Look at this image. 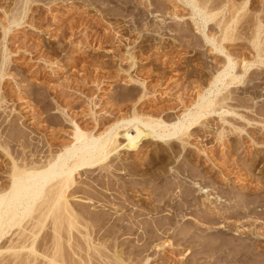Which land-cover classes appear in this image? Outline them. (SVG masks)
Segmentation results:
<instances>
[{
	"label": "rangeland",
	"instance_id": "374dc122",
	"mask_svg": "<svg viewBox=\"0 0 264 264\" xmlns=\"http://www.w3.org/2000/svg\"><path fill=\"white\" fill-rule=\"evenodd\" d=\"M144 1L131 0L132 8L129 6L130 10L128 7L125 9L126 6L124 8L123 5H121L122 7L117 6L112 0H46L34 4L24 21L23 27L12 33L15 40L10 42L13 51L10 56V60H12L10 61L11 64L8 65L10 67L6 70V73L8 72L6 79L2 83L0 82L1 94L6 92L11 98L4 103L5 105L3 104L6 108L4 107L3 110L0 108V112L6 115L11 114L10 121L14 119V114H22L25 119V126L28 128L24 127V129L29 131L34 128L37 130L36 127L38 126L37 131L46 129L42 134L48 137L44 136L48 142L51 139L50 143L53 144L73 143L74 127L77 125L82 130L95 129L94 124H92L95 121L91 120L92 117L90 119V117L82 116L84 111L86 113L90 107L95 106L93 100L95 104L99 105H97L98 109L97 106L94 107L99 112L103 109L101 112L105 114L110 109L116 115H114L115 120L112 124H107L101 129L98 128L95 132L96 135L103 134L106 129L117 123L116 121L122 119L124 115L131 116L133 107H137L139 111H144L147 114H153V111L158 113L163 109L166 111L165 114L167 111L168 113L175 112L173 113L175 116L173 114V117L171 116L174 122L176 115H178L177 117L183 115L188 108L187 106H193V102L198 99L200 92L203 91L204 86H201V78L199 77L204 75L205 63L208 62V68L217 64L221 65L225 55L219 54L218 56L211 51V47H203L200 49L203 52L194 54L190 50L180 49L178 46L173 47L172 44L170 45L172 47L166 48V46H162L158 30L154 31L153 28V30L151 28L148 30V27L130 29L124 23L135 18L141 20V15L139 16L138 12L144 8L141 6ZM12 3L13 0H1L0 20L4 18L5 10L3 9L9 10L13 6ZM115 13L117 14L115 15ZM185 13L187 12L185 11ZM146 14H142L141 22L144 19L149 20V16L147 14V19ZM241 32H244L243 34L251 33L249 29ZM240 42L249 45L245 40ZM79 43L84 48L81 51L77 47L74 48ZM80 44L78 46L82 47ZM227 47L229 53L231 52L235 57L238 55L240 57V55H244L242 53H245L249 59L254 58V54L250 50L242 49L233 44H227ZM168 49L173 53H166L165 51ZM130 52L134 53L136 62L139 63V66L137 64L135 67L136 69H129L131 66V61L128 59ZM68 58L72 60L73 66L67 67L69 66L66 61ZM46 60L49 66L53 62L63 61L59 64H53L56 67L55 69L50 67L52 72L46 68L49 67L46 65ZM238 61L240 62V60ZM165 62L168 63L165 64ZM60 65L62 69H60ZM167 66L169 67L167 68ZM170 67L175 70L173 71ZM239 70L236 72L241 71ZM56 71H59V74H55ZM97 76L98 78H96ZM131 76L140 79L151 89V92L155 91L154 96L156 97L152 94L149 95L150 97L153 96L154 101L150 102L152 104L145 101V103L142 101L138 104L139 92L137 89L139 88L130 82ZM248 76H251L252 80L264 77V66L252 68ZM81 78L83 80L91 79L88 80L89 82H83ZM77 80H81L83 83L81 81L77 83ZM100 81L105 82V84L102 85L103 82L100 83ZM91 82L99 85H92ZM74 84L76 85L74 86ZM69 85L74 87L73 92H71L73 88H68ZM235 87H230V90L233 91L230 95L237 100L236 102H240L245 95L239 87ZM75 91L80 92L79 94L82 93V95L75 93ZM225 93H227L226 90H223V94ZM182 95H185L186 98L183 101L181 100ZM78 96L82 98H78ZM94 96L98 101L93 99ZM89 98L91 99L90 102ZM25 99H29L30 104L25 103ZM74 99L76 103L78 102L77 104L73 102ZM39 100L42 102L39 103ZM49 100L60 102L59 106L62 108L63 105V110L66 108L70 114L68 115L67 112H63V115L67 114L65 116L60 114L64 118L73 115L74 112L76 114L80 112V118H74L76 114L73 115V120L76 122L73 121V125L75 126L71 124L72 122L63 124L60 121L61 123H59L58 118L54 117L59 116L60 118L58 113L62 112L58 108L57 110L54 108H52L54 110H48L46 106L51 104ZM47 101L50 104H47ZM87 101L90 103L89 105L86 103ZM51 102L54 103L55 101ZM58 103L54 104L58 106ZM184 103L187 106H184ZM42 105L46 107V112H44L46 109L42 110ZM64 105H67L68 108ZM260 105H264V99H261ZM78 106L79 108H77ZM32 108H36L35 111H31ZM33 112H36L33 114L35 116H31ZM38 114L42 115L43 118ZM253 115L252 113L251 116ZM44 117H47L50 123ZM233 117L232 115L212 114L201 125H198L196 130L192 131L189 138H184L187 143H182V141L154 142L140 127L133 128L131 131L120 132L119 136L122 143L109 152L107 161L103 163L104 166L108 167V170L116 173L110 174L98 166L94 168L95 170H85L80 176L78 175L80 181L78 186L85 187L83 188L85 191L80 187V192L82 190L88 192L92 184L94 187L101 185V187L109 186L112 189H119L123 186L120 190H127L125 193L128 197L123 198L122 201L130 205L119 204H122L121 207L124 206L125 210L127 209L128 214L122 208L120 210L122 209L127 216L131 214L128 217H134L133 219L138 220V217L139 219L145 217L149 222H164L166 225L164 234L157 233L156 228L154 230L151 228L153 230L151 235H145L143 228L139 226L140 230L135 228L133 229L134 234H132L133 232H130L132 230L128 232L122 227L123 230L121 228L117 230L116 234L118 235L119 232L121 237L118 235L116 241L113 238H107V236H104V239L101 238L102 241L100 239V233H102L100 224L102 225L103 222L99 220L96 223L97 220L92 216L93 222V219L87 214L92 213V208H89L91 205L89 206L87 202L88 199H91L96 193L100 196L99 188L97 190L95 187V191L91 188L94 192L91 195H89L91 190L86 192L87 197L84 196V200L77 198V203L76 199H71L72 204L77 205V211L80 209L78 206L87 207H82L80 209L82 212H80L86 214L85 219L82 218L81 222L84 220L82 223L92 224L90 230L93 234L89 235L90 238L85 239L77 231L74 232L73 239L69 238L70 236L65 229L61 230L62 234L60 233L58 237L53 230L52 212L48 211L45 214L38 212L33 215L32 219L29 220L28 218L22 227H18L19 230L16 228L11 232L12 234L0 241V264H52L53 260L54 264L57 263V260L59 264L61 262L65 264L66 261V264H104V260L99 256L101 252L108 257L111 256V259L113 255L118 256L120 252H123L124 255L127 254L124 257L120 256L123 259L128 255L135 258L128 259L129 262L126 261L125 264H135L134 262L137 264L138 262L135 260L138 256L133 254L145 238V240L148 239L149 248L147 249L149 250H147L148 253L146 252L141 256L145 258L143 261H147L144 264H264V124L248 126L245 122L238 121L237 118L234 119ZM33 119H37L38 122ZM71 134L73 136H70ZM0 154L3 155V152ZM2 155H0V188H5V186H9L8 183L10 182L7 170L9 161ZM102 177L106 180H101ZM88 183H91V186ZM87 184L90 188L88 186L86 190ZM123 191L122 193H124ZM84 192L82 193L84 194ZM111 193L114 196L116 192ZM89 196L90 198H88ZM95 197H93L95 200L100 198ZM99 206L97 209H109L104 205ZM88 209L90 212H87ZM109 211L113 212L114 209L111 208ZM122 211H119L118 214L115 213L114 217L116 215L120 218H122L121 215L123 218L126 217ZM120 213L122 214L120 215ZM122 219L119 224H122L121 226L126 225L127 222ZM129 224L131 225V223ZM21 229L26 231L22 232ZM142 234L145 235L144 238ZM105 237L109 240H106ZM88 240L91 241V246L98 248L99 252L101 250L96 256L92 252L94 250L88 248L90 245ZM78 247L80 248L78 249ZM86 250L90 254H86ZM117 251L119 252L118 255ZM79 256L81 258L86 257L87 263L79 260Z\"/></svg>",
	"mask_w": 264,
	"mask_h": 264
},
{
	"label": "bare ground",
	"instance_id": "6f19581e",
	"mask_svg": "<svg viewBox=\"0 0 264 264\" xmlns=\"http://www.w3.org/2000/svg\"><path fill=\"white\" fill-rule=\"evenodd\" d=\"M3 1H5V0H3ZM6 1H9V0H6ZM45 1L46 0H13V3H12L13 6H11V8L9 7L10 8L9 10L3 9V7H2V9L5 10V12L3 13V15H4V18H2L3 20H0V82L1 83L6 79V77L8 75V72L6 73V70H8V68L10 67L8 65L11 64L10 61L12 60V59L10 60L11 52L13 54V51L11 50V47H10V45H11L10 42L15 41L14 37H13L14 34H12V33H14L13 31L17 30L18 28L20 29L21 27H23V25L25 23L24 21L28 17L29 11H31V7L34 4H38L40 2H45ZM112 1L113 2L115 1L114 3H116L117 6H121V5H123V7L126 6V8L124 7L125 9H127V7L129 9V6L131 7V5H130L131 0H112ZM0 2H1V0H0ZM4 3H7V2H4ZM139 4L141 5V3H139ZM141 6H144V8L142 9V10H144L143 12L141 10ZM141 6H140L141 11L138 10L139 16L141 15L140 16L141 20H142V16L145 13L148 14L149 20L146 21L144 19L141 22V20L139 21L135 17H134L135 18L134 20H131V18H130L131 21H129V22L127 21L126 23H124L125 25H128V27H130V29H133V28L134 29L135 28H141L142 29L143 27H148V30L150 28L151 29L153 28L154 31L158 30V34L160 35V40L163 44L162 46H164V47L166 46V48L167 47L169 48V47H172V46H170L172 44L173 47L178 46L180 49L190 50V51H192V54L198 53V52H203L202 50H200L203 47L204 48L205 47H211V51L215 52V54H217L218 56H219V54L225 55L223 63L221 65L217 64V65H214V67L210 66V68H208L207 67L208 62H206V63L204 62L206 65V66L204 65V68H203L204 69V75L199 77V78H201V86H204L203 91L200 92V90H199V92H200L199 97H198V99H196V101H194L195 103L193 102V106L190 107L184 103L185 104L184 106H187L188 108L185 107L186 110L183 113V115H180L179 117H177L178 115H176V119L174 122L172 121L171 116L173 117V115H174L173 113H175V112L168 113V111H167V113L165 114L166 111H163L164 110L163 109V110H160V112H158V113H157V111L156 112L153 111V114H149V113L147 114L144 111L143 112H141V110L139 111L137 107H133V110L130 114L131 116H125L124 115L122 117V119L120 118L116 121L117 123L113 124L109 129H106L103 134L96 135L95 132L98 128L101 129V127L106 126L107 124H110V123L112 124L113 120H115V118H114L115 114H113L114 112H111L110 109H109V112H107V110H106L107 113H105V114H103V112H101L103 110L102 108H101L102 110L99 112L97 110L99 105L95 104V102L93 100L92 101L93 105H95V106L98 105L97 109H95L96 108L95 106H93V108L90 107L91 110L86 109L87 112L84 113L85 112L84 111L83 112L84 114L82 113V116H84V117L86 116V118L90 117V119L92 117L91 120L95 121L94 123H92V124H94L95 129L93 130L91 128L92 130H87V129H90V128H87L86 130H84V129L82 130L80 127H78L77 124H76L77 126L73 125V121H74L73 119L75 117L78 118L80 115V112L78 114H76L74 112L73 115L76 114L74 116V118H73V115L66 116L64 118L63 116L68 114L66 108L64 109L66 111H64L62 109V108H64L63 105H62V108H61V106H59L60 102L58 103L56 100H51V101H55L54 103H58V106H57V104L55 105L54 103H52L49 100L51 104L49 103V101H47L46 103L47 104L49 103L50 105L46 106L47 104L46 105L44 104L48 110H54V109L57 110V108H58V110L62 112V113L59 112L58 115H60V114L63 115L64 113L67 112V114H65L63 116L60 115L61 116L60 118H59V116L54 117V118H58L59 123H61L60 121H62L63 124L65 122H68V123L72 122L71 124L73 126H75L74 127L75 128L74 136L72 134L70 135V136H73L72 137L73 143H71V144H65V143L53 144V143H50L51 139H49L50 141L48 142V140L46 139L48 137H46L44 134H42L43 131L46 129L37 131L39 129L38 124H37L38 127H36L34 125L36 127V129L38 128L37 130H34V128L33 129L29 128L30 130L27 131L26 130L27 127L25 126V124H26L25 119L23 118L22 114H20V115L14 114V119L10 121L9 118L11 117V114L6 115L5 113L0 112V131L2 133V134L0 133V135H1V137H0V150L3 152V155L2 154H0V155L4 156L5 158H8L9 167L7 168V170L9 172V178H10L9 179L10 182L8 183L9 186L7 185L8 187L5 186V188H0V241L2 239H4L6 236H9V234H12L11 232L14 231L16 228L18 229V227H22L23 223L25 224V221L28 218H29V220L32 219V217H34L33 215H35V213H38V212L43 213L44 212V214H45V213H48V211L52 212V215H53L52 220H54V222H53L54 223V229L53 230H54L55 234L58 235V237L61 233V230L65 229L66 232L68 233V235L70 236L69 238H72V236L75 235V233H74L75 231H77L78 234L82 235L85 239L90 238V236L93 234V233H91V230H90L92 228L91 227L92 224L89 225L90 223L87 224L88 222L85 224L82 223L84 220L81 222L82 218L85 219L86 214L81 213L82 211L80 209L82 207L83 208H87V207L86 206L84 207L83 205H82V207L78 206L80 209L77 211V209H76L77 205L74 206L71 202V199H74V200L76 199V202H77V198H83L84 196L87 197L86 195L90 190H91V192H89L90 193L89 195L94 193L91 188H93V190L95 191V187H97V190L99 188L100 196L97 195L98 193H96L95 195H97V197H95V195H93V197H95V198L100 197V198H98L99 200H97V199L95 200L93 197H92L93 199L92 198L88 199V198H90V196L87 198L88 201L87 200L86 201L88 202L89 206L91 205L89 208H92V211H91L92 213L91 214L87 213V214L91 218H92V216H94L95 219L97 220L96 223H98L99 220H101L103 222L102 225L99 223L101 226V231H102V233H100L101 236L98 234L100 236V239L101 238L104 239V236H107V238H109V239L113 238L114 241H116L118 235L120 236L119 232H118V235L116 234L117 230H119L120 228L122 230L124 228L128 232L130 230H132L130 232H133L134 231L133 229L137 228L140 230L139 227H142L143 228L142 230L145 233V235H149V234L151 235L152 231L156 228L157 233L161 232L164 234V232H165L164 228L166 226L164 222H162V221L149 222L147 220V218H145V217L143 218L142 216H141L142 219L141 218L139 219V217H138V220H137V219H133L134 217L133 218L128 217L131 214H129L128 216L126 215V213L128 214V212L126 211L127 209L125 210L123 208L124 206L121 207L122 204L119 205L120 203H124V201H122L123 198L128 197L127 194L125 193V191H127V190H125V191L122 190L125 194L122 193V191L120 190L123 186L120 185L121 186V187L119 186L120 188L116 187L119 189H114V188L112 189L109 186L101 187V185L94 187V184H92V187L90 188L91 183H88V184H90V186L87 184L86 190H87L88 186L90 189H88L89 190L88 192L86 191L87 193L84 192L85 190L83 188H85V187L83 186V188H82V186H80L81 189L84 190V191L82 190V192H84V194L86 193L84 195L82 192L79 191L80 187L78 185H80V181L78 180V175L80 176V174H82V172H85V170L86 171L87 170H93L94 168H97L98 166L99 167L101 166L105 172H109L110 174L111 173L115 174L116 172L108 170V167L104 166L103 163H105L107 161L108 156H109V152L111 150L115 149L118 145H120L122 143L121 137L119 136L120 132L131 131L133 128H136V127L142 128V130H144L146 132V135L149 137V139L151 138V140H153L154 142L171 143V142H176V141H180V142L182 141V143H183V142H186L185 141L186 139H184V138H187V137L189 138L192 134V131L196 130L197 129L196 127L198 125H201L202 122L204 120H206L207 118H209V116H212V114L213 115L220 114L221 116L232 115V116H234L233 117L234 119L237 118L238 121L245 122V124H247L248 126L251 124L254 126L259 124V123L264 124V119H263L264 118V105H260L261 99H264V77L256 78L255 80L253 79L254 81L252 80L251 76L247 77V75H249L252 68H255L256 66L260 67V65L264 66V0H145L144 2H142ZM133 8H135V7H133ZM113 10H115V9H113ZM113 10H112V12H113ZM185 11L187 13H185ZM116 14L117 13H115V15ZM118 14L121 15L120 13H118ZM147 14H146V16H147ZM122 16H124V15H122ZM148 16H147V19H148ZM30 17L31 16H29V19H31ZM125 18H126V16H125ZM143 18H145V17H143ZM123 22H125V21H123ZM245 29L246 30L249 29L251 31V33L246 34L248 31L247 32L244 31L246 33L243 34L244 32H241V31H243ZM241 40L247 41L248 42L247 44H249V45H246L245 43L240 42ZM227 44H233V45H236L238 47H241L242 49L250 50L251 52H253L254 58L249 59L246 56L247 54L245 55V53H242L244 55H242V56L240 55V57H239V55H238V57H235V55L231 54V52L229 53V51H228L229 49L227 47ZM78 45L74 46V48L77 47V49H79L80 51L84 49L81 44L80 45L82 47H80ZM162 46H160V47H162ZM165 52L168 53V52H172V51L170 49H168ZM30 54H32V52ZM128 59L131 61L130 62L131 66L129 69H133V68L137 67V64L139 66V63L136 62V57L134 56V53L133 54L131 53L129 55ZM238 60H240V62ZM43 61H45V59H43ZM62 61L63 60L58 61L57 63L59 64ZM66 61L68 62V65H69L67 67H70L72 65V63H71L72 60L70 58H68V60H66ZM46 62H47V60H46ZM46 62H44V63H46ZM73 62H74V60H73ZM57 63L53 62V64H57ZM166 63H168V62H165V64ZM40 64H42V63H40ZM53 64H50L51 66H49L48 62H47L46 65L49 67H46V68H49L52 71L51 68L55 69V67H56V65L54 67ZM46 65H44V66H46ZM169 66H167V68ZM139 68H141V67H139ZM170 68L173 69L172 67H170ZM60 69H62V66ZM238 69H240L241 71L239 70L240 72H236V70H238ZM137 70H139V69L137 68ZM174 70L175 69H173V71ZM165 72H166V70H165ZM41 73H42V71H41ZM55 74H59V71H56ZM9 76H8V78H9ZM40 76H42V75H40ZM35 77H36V75H35ZM86 77H88V76H86ZM96 78H98V76ZM89 79H91V78H89ZM15 80H16V78H15ZM81 80H83V79L81 78ZM81 80H77V83L80 82ZM88 80H83V82H85V81L87 82ZM245 80H247V81H245ZM14 82H16V81H14ZM101 82H103V81H100V83ZM130 82L139 88V89H137L139 92L138 104L142 101L143 102L145 101L147 103L154 101L152 97L154 96L155 91L151 92V89L145 83H142L140 81V79L131 76ZM94 83H95V81H94ZM94 83L91 82L90 84L93 85ZM76 84H74V86ZM81 84H79V85L81 86ZM103 84H105V82H103L102 85ZM85 85H87V83ZM94 85H99V84H94ZM72 86H73V84H72ZM140 86L142 87V89ZM231 86L239 87L242 90L243 94L245 95L243 98H241L240 102H236L237 100L234 99L232 95H230L233 92L230 90ZM76 87H78V86H76ZM82 87H83V84H82ZM68 88L69 89L73 88L71 92H73L75 90L74 87H71V86ZM96 88H97V86H96ZM98 88H100V87H98ZM97 90H99V89H97ZM223 90H226L227 93L223 94ZM77 91H75V93ZM60 92H61V90H60ZM0 94H1V92H0ZM150 94H152L153 96L150 97L151 96ZM260 94H261V96H260ZM64 95H65V93H64ZM64 95H62V96H64ZM79 95H82V93ZM125 95H126V93H125ZM79 97L80 96H78V98ZM95 97L96 96H94L93 99H95ZM137 97H138V95H137ZM154 97H156V96H154ZM9 98H11V97L6 92L2 93L0 95V108H2L1 110H3V108L5 107L4 103L8 102ZM80 98H82V97H80ZM14 99H15V97H14ZM91 99H92V97H91ZM91 99L89 98V102L91 101ZM183 99H186L185 95L184 96L182 95L181 100L183 101ZM96 100L97 99H95V101ZM111 100H113V99H111ZM113 101H112V103H113ZM115 101H116V98H115ZM40 102H42V101L39 100V103ZM73 102L76 103V100L74 99ZM92 102H91V106H92ZM117 102H118V99H117ZM25 103L30 104V100L25 99ZM32 103H34V102H32ZM67 103H69V102H67ZM86 103L88 105L90 104V103H88V101ZM155 103H156V101H155ZM251 103H253L252 106H250ZM150 104H152V103H150ZM44 105H42L43 108L41 107L42 110L46 109V107ZM67 105L66 106L64 105V106L67 107ZM184 106H183V108H184ZM52 108H54V109H52ZM77 108H79V106ZM88 108H89V106H88ZM114 108H112V109H114ZM34 109H36V108H34ZM34 109L32 108L31 111H33ZM47 109L44 112H46ZM71 109H72V106H71ZM115 109H118V108H115ZM36 111L38 112V110H36ZM72 111H74V110H72ZM250 112H251V115H252V113L254 115L251 116ZM35 113L33 112L31 116H35V115H33ZM116 113H119V112H116ZM151 113H152V111H151ZM39 114H41V113H39ZM42 114H43V112H42ZM40 117L43 118L42 115ZM44 118L48 119L47 117H44ZM61 118L65 121H63ZM33 120L35 121L37 119H33ZM55 120H54V122H55ZM223 120H225V118H223ZM42 121L43 120L41 119V122ZM8 122H10V123H8ZM37 122H38V120H37ZM37 122H35V123H37ZM47 122L50 123V120ZM65 125H67V124H65ZM62 126H64V125H62ZM24 127H26V128L24 129ZM40 128H42V127H40ZM47 133H45V134H47ZM206 134H207V132H206ZM38 141H39V143H38ZM55 141H57V140H55ZM55 141H53V142H55ZM1 151H0V153H2ZM108 177H110V176H108ZM104 179L105 178H103L101 180L104 181ZM92 180H93V178H92ZM101 180H99V181H101ZM74 187H76V188H74ZM125 188H127V187H125ZM76 190H77V192H76ZM111 192H116V193H114V196H113L112 195L113 193H111ZM106 193H108V194H106ZM74 194L76 197L75 196L73 197ZM83 200H84V198H83ZM127 200L129 201V199H127ZM79 201H80V199H79ZM80 202H82V201H80ZM99 202H100V204H98ZM74 203H75V201H74ZM124 204H126V203H124ZM128 204L129 203H127L126 206ZM99 205L107 206V207H109V209H111V208L114 209V211L111 212V211H109V209L104 210L103 208L97 209V206H99ZM104 208L106 209V207H104ZM117 208H119V209H117ZM120 208L125 210L126 213H123L122 209L120 210ZM125 208H127V207H125ZM119 211H122L123 215L125 214L126 217H128V218H126L125 216L123 218V216L121 215L122 213H120V215L123 219L120 218V216H118V215H116V217H114L115 213L118 214ZM87 212H90L89 209ZM133 216H135V215H133ZM121 219L124 220V222H127L126 225L124 224L125 226L124 225L121 226L122 224L121 225L119 224L120 222H122ZM89 220H90V218H89ZM93 222H94V219H93ZM129 223H131L132 226ZM151 228H153V230ZM122 230H121V232L123 233ZM21 231L25 232L26 230L21 229ZM126 231H124V233H126ZM96 232H97V230H96ZM128 232H127V234H128ZM132 234H134V232ZM143 234H142V237L144 238L145 235L143 236ZM124 235H126V234H124ZM155 235H157V234H155ZM76 238H77V236H76ZM107 238H106V240H109ZM145 239L141 245L137 246L138 249H136V251L133 254V255L138 256V257L135 256L137 258V260H135L138 262L137 264H144L145 260L143 261V259H145V258H142L141 256L146 252L148 253L147 250H149V249H147V248H149L148 247L149 245L147 244L148 239L147 240H145ZM90 240H92V239H90ZM90 240H88V241H90ZM90 243H91V241L88 244H90ZM98 245H99V242H98ZM58 247H60V246H58ZM79 248L80 247H78V249ZM84 248H85V245H84ZM88 248L91 250H94L92 252L95 253V256H96V254H99L101 252V250L99 252L98 248H96V247L94 248V246H91V244L89 245ZM88 250H86L87 251V252H85L86 254L88 253ZM78 252H80V251H78ZM118 253L119 252L117 251V255H118ZM88 254H90V252ZM125 255H127V254H125ZM125 255L123 254V252L122 253L120 252L118 256L113 255V257L115 256L114 257L115 259L113 257L111 259V256L108 257V255H105L104 253L102 254V252H101V254L99 256L104 260L103 261L104 264H125V263H127L126 261H128V259L132 258L131 256L128 255V257L126 256L127 258L125 257L123 259V257ZM91 256H90V258H92ZM120 256H123V257H120ZM57 257H58V255H57ZM57 257H56V259H57ZM66 257H68V256H66ZM139 257L142 258V259L140 258V261H138ZM85 258L80 257L79 260H81L83 262L86 261V263H87V260H85ZM146 258H148V257H146ZM55 262H56V260H55ZM58 262L59 261L57 260L56 264H59ZM66 263H67V261H66ZM80 263H82V262H80ZM88 263H89V261H88ZM134 263L136 264V262H134ZM145 263H147V261ZM253 263H255V262H253ZM52 264H54V260L52 261ZM61 264H63V263L61 262Z\"/></svg>",
	"mask_w": 264,
	"mask_h": 264
}]
</instances>
